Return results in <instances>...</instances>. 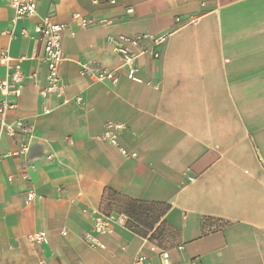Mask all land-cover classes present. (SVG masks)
<instances>
[{
    "label": "crops",
    "instance_id": "obj_1",
    "mask_svg": "<svg viewBox=\"0 0 264 264\" xmlns=\"http://www.w3.org/2000/svg\"><path fill=\"white\" fill-rule=\"evenodd\" d=\"M75 14L93 22L81 26ZM12 17L0 0V48L27 55L25 73L41 82L22 83L10 117L26 119L33 138L26 157L0 162V264H131L141 254L162 264L165 250L124 222L112 223L104 248L85 243L93 219L84 210L100 208L107 188L171 205L169 264H264V0H39L17 31L44 18L67 24L60 76L67 96L83 97L49 101L50 114L39 94L43 41L2 35ZM121 34L145 35L146 48L163 37L158 59L139 56V80L126 77L107 41ZM82 63L121 78L93 82ZM109 123L122 125L118 142L131 156L101 139ZM18 143L3 139L0 153ZM27 165L36 167L30 181L9 182ZM28 188L39 195L31 202ZM205 217L230 224L204 233ZM35 232L47 243H32Z\"/></svg>",
    "mask_w": 264,
    "mask_h": 264
},
{
    "label": "built area",
    "instance_id": "obj_2",
    "mask_svg": "<svg viewBox=\"0 0 264 264\" xmlns=\"http://www.w3.org/2000/svg\"><path fill=\"white\" fill-rule=\"evenodd\" d=\"M13 9V17L11 18L12 27L4 30L2 35L9 40H16L19 35L29 38L40 37L43 41V53L38 57V61L46 69V81L41 85L39 94L44 114H50L53 108L49 101L57 100L60 105L83 103L82 96L69 97L66 94V85L60 76V65L63 61V38L67 24L57 22L51 18H44L37 22L32 28H24L20 32L17 31V24L20 20L33 18L38 14L39 0H5ZM202 6H208L214 0H198ZM95 3H111L117 0H93ZM131 11V9H129ZM81 26H88L93 21L90 18L83 17L80 14L74 16ZM145 35L127 36V35H109L107 38L112 50L121 58L124 74L127 78L139 80L137 76L138 66L137 60L141 54L148 53L154 59L160 57L158 46L163 41V37L155 39L152 48L143 46ZM28 60L27 55L14 56L9 49L0 48V70L3 75L0 76V142L3 139H9L13 142L20 141L17 146L6 152L0 153V162L9 157H26L32 147L33 129L28 121L22 117L11 119V113L19 108V98L22 94V83L29 79L35 84H40L41 79L37 73L26 74L23 63ZM81 76L91 79L93 82L100 83H117L121 78V73L110 71L107 69L96 70L86 63H82L80 70ZM122 125L108 124L105 132L101 136L102 140L109 141L119 148V151L125 156H131L129 152L118 142V132L122 129ZM134 155V154H132ZM35 165H27L18 176L11 175L8 177L9 182L13 183L17 178L28 182L32 179L35 172ZM39 197L33 188H28L26 192V200L33 201ZM92 219L93 224L90 230L83 235V240L93 249L104 248L105 243L102 238L109 234L112 230V223L124 222L127 218L123 214L106 213L102 208L85 209ZM67 235V230H62ZM28 239L38 245L47 243L46 232H35L28 235ZM182 248V246H180ZM162 264H169L170 253L163 251ZM131 264H153L147 256L138 255Z\"/></svg>",
    "mask_w": 264,
    "mask_h": 264
},
{
    "label": "trees",
    "instance_id": "obj_3",
    "mask_svg": "<svg viewBox=\"0 0 264 264\" xmlns=\"http://www.w3.org/2000/svg\"><path fill=\"white\" fill-rule=\"evenodd\" d=\"M100 208L106 213H118L127 217L126 227L141 237L163 247L164 237L173 234L166 221V215L171 205L162 202H150L130 198L112 189H106ZM230 223L220 219L205 217L203 220V232L222 229Z\"/></svg>",
    "mask_w": 264,
    "mask_h": 264
},
{
    "label": "rangeland",
    "instance_id": "obj_4",
    "mask_svg": "<svg viewBox=\"0 0 264 264\" xmlns=\"http://www.w3.org/2000/svg\"><path fill=\"white\" fill-rule=\"evenodd\" d=\"M125 221H128V219L126 218L125 219ZM169 238H171V237H169ZM168 237H164L163 239H164V243H163V249L165 250V251H168V250H170V246H171V239H169Z\"/></svg>",
    "mask_w": 264,
    "mask_h": 264
}]
</instances>
